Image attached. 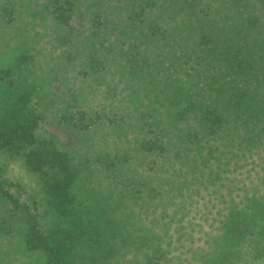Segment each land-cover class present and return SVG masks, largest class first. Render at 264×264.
<instances>
[{
    "label": "trees",
    "instance_id": "obj_1",
    "mask_svg": "<svg viewBox=\"0 0 264 264\" xmlns=\"http://www.w3.org/2000/svg\"><path fill=\"white\" fill-rule=\"evenodd\" d=\"M0 202V264H264V0H0Z\"/></svg>",
    "mask_w": 264,
    "mask_h": 264
},
{
    "label": "rangeland",
    "instance_id": "obj_2",
    "mask_svg": "<svg viewBox=\"0 0 264 264\" xmlns=\"http://www.w3.org/2000/svg\"><path fill=\"white\" fill-rule=\"evenodd\" d=\"M6 175L9 178H13L14 180H20L23 184L30 187L27 188V190H31L35 186V180L32 176H28V174L24 171L22 167H20L17 163H9L6 167ZM24 188V186H22ZM4 212V208L2 207V202H0V221L4 217H2ZM257 244L253 242H249L246 246H243V253L239 260H235L234 264H251L255 261L261 260V258H258L257 254L254 253L253 247H255Z\"/></svg>",
    "mask_w": 264,
    "mask_h": 264
}]
</instances>
